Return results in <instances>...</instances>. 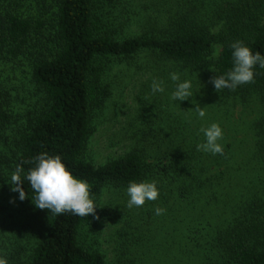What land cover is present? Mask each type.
Segmentation results:
<instances>
[{
	"label": "trees",
	"instance_id": "16d2710c",
	"mask_svg": "<svg viewBox=\"0 0 264 264\" xmlns=\"http://www.w3.org/2000/svg\"><path fill=\"white\" fill-rule=\"evenodd\" d=\"M120 1L0 0V255L8 264H264V68L234 91L219 93L211 83L231 69L232 42L264 54V0H148L125 16ZM23 60L32 90L17 109ZM120 64L156 76L171 67L167 74L192 81L194 96L175 103L166 95L176 113L158 111L145 130L129 125L126 154L96 165L88 146ZM141 97V105L149 102ZM214 122L223 131L222 155L197 151L199 129ZM41 153L60 155L88 182L101 207L95 214L36 207L23 176L25 199L10 200L19 198L10 174L17 165L26 173ZM145 180L156 181L159 197L132 209L142 231L132 224V247L109 259L100 227L128 212L127 200L104 196ZM156 207L166 211L157 216ZM32 237L23 257L16 244Z\"/></svg>",
	"mask_w": 264,
	"mask_h": 264
},
{
	"label": "clouds",
	"instance_id": "9594fccd",
	"mask_svg": "<svg viewBox=\"0 0 264 264\" xmlns=\"http://www.w3.org/2000/svg\"><path fill=\"white\" fill-rule=\"evenodd\" d=\"M232 49V67L222 75H215L211 83L214 89L220 93L228 89L234 91L237 87L254 81V69L258 66L264 68V54L259 51L253 52L243 41H234L230 45ZM173 82V90L170 99L173 102L185 101L194 96L192 81L181 80L176 72L169 74ZM153 94L165 92V81L154 77L151 85ZM201 118L205 116L203 107L196 104L194 110ZM199 132L203 134L204 140L197 144V151L211 153L212 155L223 154L224 147L220 143L223 139L222 128L217 123H211L207 127H201ZM34 166L25 170L22 166L12 171L9 177L11 191L19 194V199L24 200L26 193L22 187V176L26 179L33 191L34 204L40 209H47L54 215L71 213L75 216L88 217L95 214L101 208L94 200L90 186L87 181L76 177L60 155L38 154L34 158ZM128 197L126 206L141 207L146 201H155L159 197V188L156 181H130L126 188ZM166 210L161 207L154 209L155 215H162ZM0 264H8L7 259L0 255Z\"/></svg>",
	"mask_w": 264,
	"mask_h": 264
},
{
	"label": "rangeland",
	"instance_id": "374dc122",
	"mask_svg": "<svg viewBox=\"0 0 264 264\" xmlns=\"http://www.w3.org/2000/svg\"><path fill=\"white\" fill-rule=\"evenodd\" d=\"M121 2L125 4L124 10L122 11L123 16H125V12H131L134 10L136 11L141 6L149 3L148 0H121L120 3ZM120 7L122 10L121 5ZM136 27L138 30H142L141 25L138 24ZM137 29L135 28V30ZM220 50L221 49L219 48V52H217V54L220 53ZM20 65L23 66L20 67L21 69L17 74L19 80L15 82L16 86L19 87V91H21L19 95L21 99L15 103L17 109L19 108L22 100L26 101L31 97L32 90L31 84H29L27 80V76L30 74L29 65L25 60H23ZM135 68V64L130 66H127L126 64H120V66L115 69L117 73H111L109 75V81H111L113 84L112 96L107 98L108 100L106 109L96 119V131L90 141L87 152L88 157L96 165H104L108 161L116 160L126 154L130 144L129 140H126L128 136L126 129L129 125L136 123L139 129L145 130L150 120H152V117L156 116L158 111V114L160 115H164V113H176L177 107L172 104H165V96L171 95V88L174 87L173 82L169 78V74H167L169 72V68L171 67L166 69L168 70L166 71L167 73L162 71L159 73L160 75H164L166 80L161 78L159 74L156 76L150 71L140 73L137 72ZM115 74L116 77H112ZM154 77L163 79L165 81V92L159 94L160 96L158 99L160 102L158 104L155 103L156 100H153L156 95L151 92L150 88ZM22 79L23 81L25 79V82H23ZM141 96L146 97V101L149 102L141 105ZM16 111V116H21L24 114L20 110ZM240 113V110L237 111L235 118L239 119ZM244 160V158L239 157V162L241 165ZM116 199L127 200L128 197L126 194L117 195L113 192L106 193L104 196V202L105 200L112 201ZM10 200L15 204H19L18 201H20V199L17 198L15 194H13ZM132 209H135V207L131 209L126 207L125 210L128 213H123L128 218L131 225L128 226L123 214L120 213L122 214L120 219L117 218L113 221L104 222L100 227L101 231L104 233V235L100 237L101 246L104 252L108 255L109 259L113 258L115 255L114 252L117 248L121 249L123 247L124 250L126 247L131 246V244L128 245V237L134 234L130 233L132 224L137 232L142 231L139 223H137V220L140 221V219ZM36 241L37 240L33 238L32 240H25L21 244H15L19 249V253L25 257L31 253ZM133 241L134 240H131V243H133Z\"/></svg>",
	"mask_w": 264,
	"mask_h": 264
}]
</instances>
